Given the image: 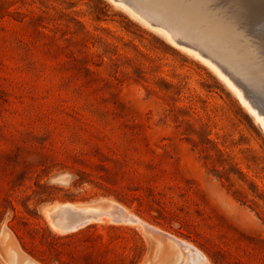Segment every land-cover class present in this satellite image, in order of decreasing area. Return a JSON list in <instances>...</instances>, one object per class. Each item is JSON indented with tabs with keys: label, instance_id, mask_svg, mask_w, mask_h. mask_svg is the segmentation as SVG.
I'll use <instances>...</instances> for the list:
<instances>
[{
	"label": "rangeland",
	"instance_id": "1",
	"mask_svg": "<svg viewBox=\"0 0 264 264\" xmlns=\"http://www.w3.org/2000/svg\"><path fill=\"white\" fill-rule=\"evenodd\" d=\"M144 1L0 0V264H264V130L158 30L232 51L191 5L264 72V0Z\"/></svg>",
	"mask_w": 264,
	"mask_h": 264
},
{
	"label": "water",
	"instance_id": "2",
	"mask_svg": "<svg viewBox=\"0 0 264 264\" xmlns=\"http://www.w3.org/2000/svg\"><path fill=\"white\" fill-rule=\"evenodd\" d=\"M122 1L137 10V8L132 5L131 0ZM233 1L237 2L239 0ZM188 9L191 14L184 12L185 14L189 15L199 24L202 23L200 25L203 26L208 32L216 34L226 40L230 44L232 51H216L210 49L205 45H201L191 38H187L183 41L176 40V42L178 44L196 50L201 56L207 58L210 62L215 64L224 74L229 76L230 79L242 90L244 96L248 99L251 105L256 108L257 112L259 114H262L264 118V72L261 67L257 64L245 60L240 56V52L235 49V46L229 40L223 37L225 29L222 25L215 21L207 19L206 16H204L203 12H201V10L196 7L193 8L190 5ZM258 9V7L256 9H252L248 19L246 20L244 32L247 34V36H259V34L264 31V27L261 24V21L263 20L259 19L257 15ZM176 12L180 11L176 10ZM151 21L163 25L161 22L155 20ZM91 214L86 216H79L83 219L88 218Z\"/></svg>",
	"mask_w": 264,
	"mask_h": 264
},
{
	"label": "bare ground",
	"instance_id": "3",
	"mask_svg": "<svg viewBox=\"0 0 264 264\" xmlns=\"http://www.w3.org/2000/svg\"><path fill=\"white\" fill-rule=\"evenodd\" d=\"M114 1H117V0H114ZM131 1H133V2H135V4H139L141 1H143V0H131ZM162 1V0H161ZM195 1V0H194ZM208 1V0H207ZM212 1V0H211ZM214 1V0H213ZM218 1V0H217ZM216 1V2H217ZM224 1V0H223ZM231 1V0H230ZM240 1V3H242L243 2V0H239ZM239 1H237V2H239ZM145 2V1H144ZM148 2V3H147ZM147 2H145V3H147V4H149V2H150V4L153 2H151L150 0L149 1H147ZM236 2V3H237ZM250 2V1H249ZM260 2V1H259ZM224 3V2H223ZM231 3H233V1H231ZM231 3H229V4H231ZM235 3V2H234ZM247 2H244V4H246ZM250 3H252V2H250ZM258 3V2H257ZM156 4V3H155ZM161 4V3H160ZM227 4V3H226ZM248 4L249 3H247V5H246V7L248 6ZM254 4H256V3H252V5H254ZM259 4V3H258ZM152 5V4H151ZM157 5V4H156ZM237 5V4H236ZM252 5H250L249 4V6L251 7ZM232 6V5H231ZM240 6H242V7H238L240 10H243L244 9V7H243V5H240ZM259 6V5H258ZM258 6H256L255 8H250V9H256ZM263 6V5H262ZM139 7V6H138ZM171 7V6H170ZM233 7V6H232ZM246 7H245V9H246ZM260 7V6H259ZM153 8V7H152ZM151 8V9H152ZM229 8H230V6H229ZM235 8H236V6H235ZM242 8V9H241ZM159 9H161V11L163 10L168 16H171L172 14H174V15H176L177 13H175L174 12V10H168V9H163V8H161V7H159ZM212 9V8H211ZM146 10V9H145ZM153 10V9H152ZM238 10V9H237ZM216 11H218V10H216ZM233 11V10H232ZM231 11V12H232ZM245 11V10H244ZM247 11H248V9H247ZM159 12V11H158ZM239 12V11H238ZM144 12L143 11H141L140 12V14H143ZM147 13V12H146ZM152 13V12H151ZM180 13V12H179ZM233 13V12H232ZM234 13H236V12H234ZM246 13V12H245ZM249 13H250V11H249ZM137 14V13H136ZM217 14V13H216ZM244 14V13H243ZM264 6L263 7H261V8H259L258 9V18L259 19H261V20H263V21H261V24H262V26L264 27ZM144 15V14H143ZM142 15V16H143ZM148 15V14H147ZM146 15V16H147ZM182 15V14H181ZM248 15H250V14H248ZM145 16V17H146ZM153 16V15H152ZM178 16V15H177ZM140 17V16H139ZM244 17V16H243ZM249 17V16H248ZM141 18V17H140ZM237 18V17H236ZM191 19V18H190ZM222 19V18H221ZM242 19V18H241ZM246 19H248V18H246ZM144 20V19H143ZM153 20V19H152ZM180 22L181 21H186V19L184 18V17H182V19L180 18V19H178ZM240 20V19H239ZM242 20H244L245 22L244 23H246V20H245V18L244 19H242ZM171 21V20H170ZM189 21V20H188ZM241 21V20H240ZM169 22V21H168ZM175 22V21H174ZM173 22V23H174ZM177 22V21H176ZM178 23V22H177ZM193 23V22H192ZM243 23V24H244ZM164 24V23H163ZM165 24L167 25V23L165 22ZM169 24V23H168ZM171 24V23H170ZM175 24V23H174ZM174 24H172V26L174 25ZM241 24V23H240ZM165 25V26H166ZM177 25V24H176ZM183 25H185V24H183ZM163 26V25H162ZM164 26V27H165ZM171 26V25H170ZM171 26V27H172ZM187 26H189V25H187ZM191 26H194V24L193 25H191ZM190 26V27H191ZM155 27V26H154ZM161 27V26H160ZM183 27V26H182ZM158 28V27H157ZM169 28V27H168ZM175 28H176V26H175ZM236 28V27H235ZM160 29V30H159ZM162 28H158V30L162 33V34H164L169 40H172V42H173V44H175V45H178V46H180V48H183V49H187L188 51H194L198 56H200V57H202V58H204V60H205V63H208L209 65H211L212 64V66L211 67H213V69L214 70H216V72L218 73V76H219V78H221V79H223V81L225 82V84H227L230 88H231V90L235 93V95L237 96V98L239 99V101H240V103L245 107V108H247V110H248V112H250L253 116H254V118H255V120L260 124V126H261V128L264 130V119H263V115H260V114H258L257 113V110L256 109H254L248 102H247V100L243 97V93L241 92V89H239V88H237L233 83H232V81H230L224 74H222L217 68V66L215 65V64H213L212 62H210L207 58H205V57H203V56H201L196 50H194V49H192V48H190V47H187V46H183V45H181V44H178L177 42H176V40H180V41H183V40H185V39H179V38H176V37H173L172 35L169 37L166 33H164L162 30H161ZM172 29V28H171ZM178 29H180V28H178ZM199 29H201V28H199ZM203 29V28H202ZM241 30V29H240ZM174 31V30H173ZM178 31H180V30H178ZM187 32V31H186ZM186 32H185V36H186ZM195 32H196V30H195ZM197 33V32H196ZM196 33H195V35H196ZM207 33H210V32H208L207 31ZM263 33H264V31H263ZM188 34V33H187ZM237 34V33H236ZM243 34V33H242ZM261 34V33H260ZM206 36H207V34H205ZM209 36H207V37H209L210 39H211V37H210V34H208ZM264 35V34H263ZM231 36V35H230ZM245 36V35H244ZM260 36V35H259ZM259 36H255L256 38L257 37H259ZM199 37V36H198ZM202 37V36H201ZM219 37V36H218ZM237 37H238V35H237ZM246 37H248V36H246ZM245 37V38H246ZM191 38V37H190ZM192 38H195L194 36L192 37ZM191 38V39H192ZM197 38V37H196ZM214 38H216V36L214 37ZM219 38H221V37H219ZM201 39V38H200ZM209 39V40H210ZM213 39V38H212ZM235 39H237V38H235ZM234 38H233V40H235ZM244 39V38H243ZM252 39V38H251ZM260 40H261V37L259 38ZM259 39H256L255 41H260ZM264 39V38H263ZM194 40H196V39H194ZM198 40V39H197ZM206 40H208V38L206 39ZM217 40V39H216ZM203 41V40H202ZM247 41V40H246ZM263 42H264V40H262ZM205 42V41H204ZM207 42V41H206ZM239 43V42H238ZM242 43H243V41L241 42V45H242ZM248 43H250V42H248ZM252 43V42H251ZM201 44V43H200ZM256 44V43H255ZM264 44V43H263ZM202 45V44H201ZM225 45L227 46L228 44H226L225 43ZM235 45V44H234ZM240 45V44H239ZM251 46H253L252 44H250ZM259 45H260V42H259ZM177 46V47H178ZM207 46V45H206ZM214 46V45H213ZM264 46V45H263ZM209 47H211V46H209ZM248 47V46H247ZM257 47H259L260 48V46H256L255 48H257ZM179 48V47H178ZM246 48V47H245ZM248 48H252V47H248ZM262 48V47H261ZM239 49H241V48H239ZM213 50H215V48L213 49ZM225 50H228V48L227 49H225ZM244 50V49H243ZM256 50V49H255ZM224 51V50H223ZM252 51V50H251ZM263 51H264V49H263ZM257 53H260L259 51L257 52ZM196 54H195V56H196ZM261 54V53H260ZM258 55V54H257ZM255 56V55H254ZM199 57V58H200ZM244 57V56H243ZM256 57H258V56H256ZM261 57V56H260ZM260 57H258V58H260ZM263 57V56H262ZM197 58V57H196ZM201 59V58H200ZM200 59H198V60H200ZM258 60V59H257ZM201 61V60H200ZM254 61V60H253ZM203 62V61H202ZM257 63V62H256ZM255 63V64H256ZM207 64V65H208ZM263 64V63H262ZM206 65V64H205ZM216 67V68H215ZM60 211V212H65V213H68V214H70V215H72V216H75V218H76V221H75V223L73 224V225H71V226H60V228L63 230V231H67V230H69V229H76L78 226H80V225H85V223L86 222H88L89 220H91V219H94L95 218V216H94V209L93 208H85V207H75L74 205H71V204H64V205H60V206H58L57 208H55V211ZM54 211V212H55ZM91 213H93V214H91ZM89 214H91L88 218H83L82 219V217L80 218V216L79 215H81V216H86V215H89ZM60 215H64V214H60ZM50 216V215H49ZM130 217V216H129ZM58 219V218H57ZM131 219V218H130ZM57 221V220H56ZM101 221V220H100ZM59 222H60V220H59ZM130 222V221H129ZM56 223H58V222H56ZM55 223V224H56ZM61 223V222H60ZM59 223V224H60ZM52 224V226H54L55 228H57L56 226H55V224H54V222H52L51 223ZM59 228V229H60ZM195 263L196 264H203V263H201V262H196L195 261Z\"/></svg>",
	"mask_w": 264,
	"mask_h": 264
}]
</instances>
